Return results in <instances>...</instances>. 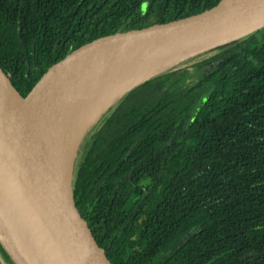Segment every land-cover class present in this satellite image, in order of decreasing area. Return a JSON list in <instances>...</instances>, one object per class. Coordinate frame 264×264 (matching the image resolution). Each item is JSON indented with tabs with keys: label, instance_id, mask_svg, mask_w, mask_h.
Segmentation results:
<instances>
[{
	"label": "trees",
	"instance_id": "trees-1",
	"mask_svg": "<svg viewBox=\"0 0 264 264\" xmlns=\"http://www.w3.org/2000/svg\"><path fill=\"white\" fill-rule=\"evenodd\" d=\"M221 1L0 0V67L26 97L105 31ZM230 43L152 76L84 136L74 198L112 264H264V27ZM0 264H15L1 244Z\"/></svg>",
	"mask_w": 264,
	"mask_h": 264
},
{
	"label": "water",
	"instance_id": "water-1",
	"mask_svg": "<svg viewBox=\"0 0 264 264\" xmlns=\"http://www.w3.org/2000/svg\"><path fill=\"white\" fill-rule=\"evenodd\" d=\"M264 27V0H222L167 20L108 30L56 61L23 97L0 81V244L15 264H112L80 212L74 165L84 136L120 97L179 61ZM198 47L121 92L82 133L72 159L68 138L87 77L127 55Z\"/></svg>",
	"mask_w": 264,
	"mask_h": 264
},
{
	"label": "bare ground",
	"instance_id": "bare-ground-1",
	"mask_svg": "<svg viewBox=\"0 0 264 264\" xmlns=\"http://www.w3.org/2000/svg\"><path fill=\"white\" fill-rule=\"evenodd\" d=\"M197 49L199 48L186 47L143 56L127 55L91 73L84 85L80 115L69 134V161L72 159L78 141L88 124L121 92L132 86H137L163 66ZM0 81L7 93L12 98H17L16 93L1 74Z\"/></svg>",
	"mask_w": 264,
	"mask_h": 264
},
{
	"label": "rangeland",
	"instance_id": "rangeland-1",
	"mask_svg": "<svg viewBox=\"0 0 264 264\" xmlns=\"http://www.w3.org/2000/svg\"><path fill=\"white\" fill-rule=\"evenodd\" d=\"M162 1L163 0H159V5H161V3H162ZM230 44L231 43H229V44H225V45H222V49L221 50H223V49H226V48H228L229 46H230ZM218 51H220V50H218ZM87 148V144L84 146V148H83V150H82V154L85 152V149ZM148 198H149V195L147 194L146 196H145V199H144V201H143V204L148 200ZM142 204V205H143Z\"/></svg>",
	"mask_w": 264,
	"mask_h": 264
}]
</instances>
